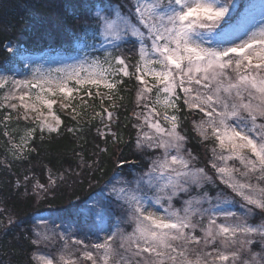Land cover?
<instances>
[{"label": "snow or ice", "instance_id": "obj_1", "mask_svg": "<svg viewBox=\"0 0 264 264\" xmlns=\"http://www.w3.org/2000/svg\"><path fill=\"white\" fill-rule=\"evenodd\" d=\"M234 12V0H88L82 30L68 43L91 48V58L55 69L29 65L31 74L20 79L15 59L0 67V84L8 89L0 105L9 109L5 126L13 111L17 121L34 124L11 145L10 158L0 160L5 172L27 165L15 173L13 192L0 191V216L7 213L0 233L12 234L25 252L23 264H264V0L247 4L235 19ZM11 44H4L10 56L31 61L27 49L18 53ZM132 77L135 106L144 109L133 113L139 162L121 158L127 174L113 172L70 213L17 215L16 201L42 203L102 163L96 152L83 151L74 152L75 167L30 163L39 155L32 146L37 129L43 138L45 131L59 134L63 124L49 97L70 101L83 90L82 109L90 107L85 97L118 109L114 95L99 89L118 93ZM61 106L79 125L76 108ZM95 117L102 126L97 137L118 146L122 137L112 126L119 118L103 107ZM189 123L200 145L214 142L211 156L200 145L188 147Z\"/></svg>", "mask_w": 264, "mask_h": 264}, {"label": "trees", "instance_id": "obj_2", "mask_svg": "<svg viewBox=\"0 0 264 264\" xmlns=\"http://www.w3.org/2000/svg\"><path fill=\"white\" fill-rule=\"evenodd\" d=\"M88 0H0V67L10 66L14 62V57L10 56L5 50L4 44L11 41L15 49H27L30 53H39L47 50H64L72 52L76 49L74 45L68 43L71 34L82 30L83 15L87 11ZM131 56V53H125ZM130 62L134 63L135 58ZM133 69H130L132 71ZM137 82L135 78H124L123 88L114 93V99L111 103L119 105L118 109L109 107V101L105 100L101 105L100 100L88 99L90 107L82 109L79 105L76 112L80 113L76 119L80 121L77 125L75 121H70L71 111L59 110V116L63 121L59 134L47 131L43 133V138L37 129L35 135V144L37 146V156L33 153L31 164H48L52 161L56 167H68L69 163L75 167V153L84 152L91 156L93 152L98 154L102 161L99 169L91 173L82 183L62 185L59 190L50 195L44 202L34 200H24L15 202V212L17 215L33 216L36 212L49 211L50 214L70 213L72 208L78 203L87 199L88 195L97 190L99 184L112 175L113 172L127 174V167L121 164V158L126 160L129 165L133 162H139V156L133 154V145L136 129L133 124L137 123L133 113L137 112L136 102ZM123 97V100L120 99ZM101 107L113 111L114 117L118 121L113 124V131H116L122 137L119 145H114L111 137H97V127L100 125L99 117L93 118L94 112H99ZM9 109L0 108V160L4 159L5 154L11 156V145L18 144L25 131L34 126L33 121L16 120V112L11 113L12 120L3 122V116ZM65 125L81 128L78 133H68ZM189 136L190 143L188 147L196 148L200 145V138L197 133L192 131L189 123L185 132ZM214 142L212 140L200 145L201 153L208 150L211 156V148ZM107 148L108 151L100 153L99 148ZM115 149V150H114ZM27 165L14 164L10 172L0 169V191L7 197L13 192L12 182L15 180V173L21 167ZM52 167V165H49ZM46 171V170H45ZM55 171V168H53ZM36 174H41L38 168ZM119 177V176H118ZM91 185V186H90ZM22 191V190H21ZM4 207L0 204V208ZM8 207H13V201H8ZM57 210H60L59 212ZM7 213L0 216V220L5 223ZM56 222H60L57 220ZM25 252L17 245L11 233H0V264H23Z\"/></svg>", "mask_w": 264, "mask_h": 264}, {"label": "rangeland", "instance_id": "obj_3", "mask_svg": "<svg viewBox=\"0 0 264 264\" xmlns=\"http://www.w3.org/2000/svg\"><path fill=\"white\" fill-rule=\"evenodd\" d=\"M145 2L150 4L151 0H145ZM261 2H262V0H234L235 12L231 13L233 15V19H235L239 15V13L244 10V7L247 4H249V3L260 4ZM256 19H257V21L260 19L259 10H257ZM18 53H19V50H18ZM86 54L88 55L89 58H91V56L93 54V50L91 48H78V47H76V49L72 53H68L64 50H55L53 52H52V50H47V51H43V52H39V53L27 52V55H30L32 57L31 61H29V60L21 61L18 58L15 59V62L17 64L18 68L20 69V75L17 76V79L23 78L24 75H30L31 74L32 68L29 67V65L42 66L45 70L50 69V68L55 69V68L63 67L64 65L76 64L78 61L83 60L85 58ZM146 79L149 80L150 85L152 83H154V81L152 80L150 75L146 76ZM70 86H75V85L71 84ZM0 89H3L2 91H0V105H5L7 102L4 101L3 97L7 93L8 89L4 88L3 84H0ZM92 90H93V92L96 91L95 89H92ZM99 91L102 95H104V94H112L113 95L114 94V93H108V90L104 89L102 85H101ZM80 95H83V90L81 91V93L79 95L74 93L73 96L75 97V99L70 98V101H65L63 99V96L59 93H57L56 96H50L49 98L56 101V103L53 104L51 111L57 116H59V113H58L59 110L71 111V109H64L61 106L62 103H67V102H70L72 107L78 108L79 101H80ZM85 99H87V101H88L87 97H85ZM153 100H155L154 95H153ZM10 102L18 103V101H10ZM157 110L163 111V109L160 108L159 106H157ZM44 111L47 113L49 110L47 108H45ZM137 111H144V109L138 108ZM169 114H171V112H169ZM145 115H147V112H145ZM152 119L153 118H150V120H152ZM161 122L163 123V121H161ZM144 131L148 132L151 135L152 133H154L155 130L148 127L147 124H145ZM213 146H214V144H213ZM117 178L119 179L120 177H117ZM33 216H35L37 218H39V217L47 218L50 216V212L49 211H40V212H36ZM56 224L59 225L60 222H56ZM68 230L74 231L75 230L74 225H69ZM130 230L131 229H129V231ZM101 235H103V233H101ZM86 264H87V262H86Z\"/></svg>", "mask_w": 264, "mask_h": 264}]
</instances>
